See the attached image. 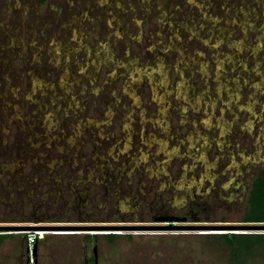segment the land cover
I'll list each match as a JSON object with an SVG mask.
<instances>
[{
	"label": "rangeland",
	"instance_id": "rangeland-1",
	"mask_svg": "<svg viewBox=\"0 0 264 264\" xmlns=\"http://www.w3.org/2000/svg\"><path fill=\"white\" fill-rule=\"evenodd\" d=\"M262 170L264 0H0V264H234Z\"/></svg>",
	"mask_w": 264,
	"mask_h": 264
},
{
	"label": "trees",
	"instance_id": "trees-1",
	"mask_svg": "<svg viewBox=\"0 0 264 264\" xmlns=\"http://www.w3.org/2000/svg\"><path fill=\"white\" fill-rule=\"evenodd\" d=\"M248 201L249 210L242 222L264 224V170L254 180L249 191ZM118 236L119 234H108L105 235V238L111 241ZM217 237H220L230 249L234 264H242L243 257H251L253 254L262 255L264 258V234L226 233Z\"/></svg>",
	"mask_w": 264,
	"mask_h": 264
},
{
	"label": "water",
	"instance_id": "water-1",
	"mask_svg": "<svg viewBox=\"0 0 264 264\" xmlns=\"http://www.w3.org/2000/svg\"><path fill=\"white\" fill-rule=\"evenodd\" d=\"M149 228L150 227H142V226H138V227H134V226L44 227V229H60L63 231H107V232H110V234H113L114 231H128V230L139 231V230H147ZM182 228H185L182 230H192L197 233L208 234V233L213 232V233H220V234H226V233L231 234V233H240L243 231L254 232L256 230H264V225L263 226H258V225H213V226L195 225V226H188V227H182ZM21 229L25 230V228H20V227H0V231H5V232L18 231ZM40 229H41L40 227L26 228V230H32V231H37Z\"/></svg>",
	"mask_w": 264,
	"mask_h": 264
},
{
	"label": "flooded vegetation",
	"instance_id": "flooded-vegetation-1",
	"mask_svg": "<svg viewBox=\"0 0 264 264\" xmlns=\"http://www.w3.org/2000/svg\"><path fill=\"white\" fill-rule=\"evenodd\" d=\"M15 222H21V219L15 221V219H9V218L7 219L5 217H0V227H17L14 225ZM18 231H21V230H18ZM15 235H17V233H15V232L0 231V244L5 242V241H9L11 239H14ZM90 238L95 239V238H97V235L90 236ZM93 245L94 246L92 248V256L90 258V264H97L96 246L94 243H93ZM33 246H34L33 251L29 250L26 246L24 247V249L22 251L20 250L21 251L20 258L21 257L25 258L26 263L28 261L27 259L29 257L30 251H31V254L33 255V257L36 256L37 248H36V245H33Z\"/></svg>",
	"mask_w": 264,
	"mask_h": 264
},
{
	"label": "built area",
	"instance_id": "built-area-1",
	"mask_svg": "<svg viewBox=\"0 0 264 264\" xmlns=\"http://www.w3.org/2000/svg\"><path fill=\"white\" fill-rule=\"evenodd\" d=\"M35 235H30V239L31 241L29 242L30 244H34L35 243V239H37L38 236H41V233L35 232Z\"/></svg>",
	"mask_w": 264,
	"mask_h": 264
}]
</instances>
